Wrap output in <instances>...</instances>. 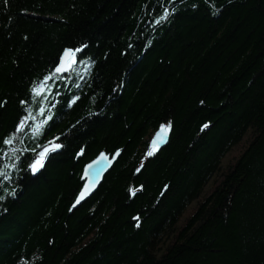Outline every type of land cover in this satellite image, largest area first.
Listing matches in <instances>:
<instances>
[{"label":"trees","instance_id":"1","mask_svg":"<svg viewBox=\"0 0 264 264\" xmlns=\"http://www.w3.org/2000/svg\"><path fill=\"white\" fill-rule=\"evenodd\" d=\"M81 45L83 87L45 109L38 141L26 125L13 145L65 147L35 177L31 151L0 159V264H264V0H0V148L32 82ZM118 150L72 210L84 166Z\"/></svg>","mask_w":264,"mask_h":264},{"label":"snow or ice","instance_id":"2","mask_svg":"<svg viewBox=\"0 0 264 264\" xmlns=\"http://www.w3.org/2000/svg\"><path fill=\"white\" fill-rule=\"evenodd\" d=\"M7 3V0H5ZM171 14V10L165 8L164 14L160 16L158 20L155 21L156 24L161 23ZM87 45H81L80 47H66L62 50L59 55L58 63L55 64L54 69L50 70L48 74L44 75L42 79L33 81L29 87V100H21L20 105L23 108V111L27 114L23 116L19 122L16 124L13 133L9 134L2 140L3 148H0V159L7 158L9 156V152L5 149H10L11 153H20L23 155L24 152L31 151L33 155L29 158V163L27 164V168L25 171L31 173V175L36 176L38 173L43 170L47 162L51 159V157L57 154L60 150H62L65 145L60 143V137H53L51 140H48L46 143L40 144L36 143L35 146L31 149H17L14 147V142L17 141V133H24L26 125L30 127V132L28 133V138L38 141L39 137L43 134L44 125H46L50 120L53 119L51 112L45 111L46 108H54L57 103L60 101L57 100V97L64 95L67 91H71L72 88L77 90L83 87L82 81L85 79V76L89 73L92 63L89 58L85 60L83 58H78V54L84 52ZM82 66L83 70H80ZM67 74V75H65ZM71 82V83H69ZM80 96L73 94L71 99L68 100V107L71 108L77 101L80 100ZM29 103H38L39 107L34 112L33 108L29 107ZM4 104L0 103V107H3ZM38 116H44L45 119L39 120L37 122ZM32 121V125H28V122ZM208 127L207 124L203 125L201 131ZM171 124H161L158 131L155 133L154 137L151 140V143L146 151L145 155L147 157H152L158 150L160 145L167 143L168 133L170 131ZM84 153V149H81L77 152V156H80ZM20 155H16L13 157L14 160H20ZM116 156L120 155L119 150L115 154ZM110 157L106 156L104 153H101L100 156L87 164L84 169V174L82 179H85L87 182L81 188L75 203L72 205L75 208L79 205L91 192L95 182L96 177L100 175L101 171L105 167V164H110ZM10 166L8 164H4L0 167V178H2L3 182L11 181L12 176L6 169ZM11 167H16L15 164L11 165ZM143 168V163L140 167H137L136 172H141ZM142 187V186H141ZM4 193L7 196H15L16 190L13 188L9 191L6 187L3 189ZM133 194L137 191L136 189L131 190ZM5 199V195H0V201ZM71 210V209H70ZM138 219V218H137ZM139 226V225H137ZM21 264H27L26 261H21Z\"/></svg>","mask_w":264,"mask_h":264},{"label":"water","instance_id":"3","mask_svg":"<svg viewBox=\"0 0 264 264\" xmlns=\"http://www.w3.org/2000/svg\"><path fill=\"white\" fill-rule=\"evenodd\" d=\"M81 54H82V53H81ZM79 55H80V54H78V56H79ZM65 75H67V74H65ZM153 137H154V136H153ZM168 141H169V136H168L167 143H168ZM167 143L160 145L159 149L164 148V147L167 145ZM119 152H120V151H119ZM102 153H104V152H102ZM116 153H117V152H116ZM116 153H115V154H116ZM100 154H101V153H100ZM100 154H99L94 160H96V159L100 156ZM104 154L107 156L106 153H104ZM115 154H114L112 157H110V158H111V159H110V164H105V167H104L103 170L101 171L100 175L96 177V182H95V184H94V186H93L91 192L89 193V195L85 198V200H83V201H82L79 205H77L75 208L72 207V210L77 209L81 204H83V203L86 202L88 199H90L91 196L97 191V189H98V187L101 185V183H102L104 177L110 172V170L112 169V167L114 166V164L117 162L118 158L120 157V155H119V156H116ZM120 154H121V152H120ZM108 157H109V156H108ZM94 160H92V161H94ZM92 161H91V162H92ZM91 162H90V163H91ZM88 164H89V163H88ZM84 169H85V167H84L83 170H82V174H81V178H80L81 188H82L83 185L87 182L85 179H82V176H83V174H84ZM80 190H81V189H80ZM80 190H79V192H80ZM79 192H78V194H79ZM78 194H77V196H78ZM77 196H76V198H77ZM76 198H75V200H76ZM74 203H75V201H74ZM74 203H73V204H74Z\"/></svg>","mask_w":264,"mask_h":264},{"label":"rangeland","instance_id":"4","mask_svg":"<svg viewBox=\"0 0 264 264\" xmlns=\"http://www.w3.org/2000/svg\"><path fill=\"white\" fill-rule=\"evenodd\" d=\"M241 145L235 147L229 154L225 156L224 161H223L224 166L232 162L235 159V157L240 153L239 151L241 149Z\"/></svg>","mask_w":264,"mask_h":264},{"label":"bare ground","instance_id":"5","mask_svg":"<svg viewBox=\"0 0 264 264\" xmlns=\"http://www.w3.org/2000/svg\"><path fill=\"white\" fill-rule=\"evenodd\" d=\"M154 135H155V134H154ZM154 135H153V136H154ZM153 136H152V138H153ZM168 136H169V133H168ZM152 138H151V140H152ZM151 140H150V143H151ZM101 153H102V152H101ZM104 153H105V152H104ZM115 153H116V152H115ZM115 153H114V154H115ZM114 154H113V155H114ZM113 155H111V156H110V155H107V156L112 157ZM93 160H94V159H93ZM89 163H90V162H89ZM85 166H86V165H85ZM85 166H84V167H85ZM81 174H82V173H81ZM34 177H35V176H34ZM80 178H81V177H80ZM80 189H81V188H80Z\"/></svg>","mask_w":264,"mask_h":264}]
</instances>
